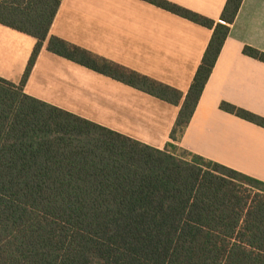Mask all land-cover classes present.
<instances>
[{
    "label": "trees",
    "instance_id": "obj_1",
    "mask_svg": "<svg viewBox=\"0 0 264 264\" xmlns=\"http://www.w3.org/2000/svg\"><path fill=\"white\" fill-rule=\"evenodd\" d=\"M61 1L0 0V25L35 40L19 83L0 78V264H264V182L175 145L243 0H226L218 21L140 0L211 31L185 95L49 36ZM42 48L179 107L172 143L159 150L26 95Z\"/></svg>",
    "mask_w": 264,
    "mask_h": 264
},
{
    "label": "crops",
    "instance_id": "obj_2",
    "mask_svg": "<svg viewBox=\"0 0 264 264\" xmlns=\"http://www.w3.org/2000/svg\"><path fill=\"white\" fill-rule=\"evenodd\" d=\"M218 21L226 0H167ZM55 36L186 94L211 31L140 0H62ZM35 45L0 25V78L18 84ZM264 0H243L178 147L264 182V129L220 110L222 102L264 118ZM23 92L162 150L179 107L42 48Z\"/></svg>",
    "mask_w": 264,
    "mask_h": 264
}]
</instances>
